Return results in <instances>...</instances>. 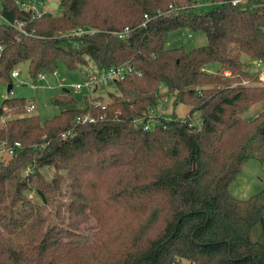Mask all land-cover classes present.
<instances>
[{
	"label": "trees",
	"instance_id": "trees-1",
	"mask_svg": "<svg viewBox=\"0 0 264 264\" xmlns=\"http://www.w3.org/2000/svg\"><path fill=\"white\" fill-rule=\"evenodd\" d=\"M20 2L0 0V82L10 85L20 63L35 84L87 57L98 72L128 64L132 73L110 83L108 103L84 97L77 107L70 91L55 94L61 111L44 121L23 98L2 101L0 145L19 148L0 160V264H264V189L230 194L245 162L264 165V110L242 118L264 102V0L244 10L229 0H59V16L40 17ZM206 2L207 12L190 8ZM87 27L96 32L65 36ZM125 28L124 39L111 34ZM176 30L201 31L207 44L169 49ZM162 88L190 111L145 129ZM259 226L263 241H253Z\"/></svg>",
	"mask_w": 264,
	"mask_h": 264
},
{
	"label": "rangeland",
	"instance_id": "rangeland-1",
	"mask_svg": "<svg viewBox=\"0 0 264 264\" xmlns=\"http://www.w3.org/2000/svg\"><path fill=\"white\" fill-rule=\"evenodd\" d=\"M53 2H59V0H48ZM47 1L45 0V5ZM45 7V6H44ZM1 8V5H0ZM211 5L205 4L203 6L197 7V13H204L211 9ZM48 8L45 7V10ZM53 16H59L61 11L60 9L52 10ZM0 22L2 19L0 17ZM207 44L206 36L203 32H191L188 30H176L172 31L167 36L166 47L169 49L173 48H183L185 51L196 49ZM87 65L79 66L75 71L66 70L61 64L57 66L55 71L57 72V78L52 75V73H44L43 80H34L28 75V63H20L14 69L13 72L17 73V77L11 78V89L10 92L7 91V84L0 82V105L2 101L6 98H23L26 103L34 104L35 110L29 113V115H37L40 121L48 120L55 115L59 114L61 109L53 106L50 103V98L55 94H59L63 89L70 91L74 98L77 101V107H82L83 98L89 97L94 99L96 97H101V104L108 103L110 99L108 98L109 94H115L116 88L113 84L109 85H98L96 88L83 87L84 80L88 75L96 76L97 70L90 58H86ZM240 60L242 63L248 66V70L252 73L260 69L256 64L255 66L250 63V59L241 55ZM219 69L218 64H211L207 67V70L214 73ZM61 78L63 82H61ZM81 85L82 88L76 89L75 85ZM160 101L157 109H154L150 112L149 116V125L152 126L155 123L156 117H169L172 114H175L178 118L182 119L189 113L190 108L183 104H177L174 106L175 92L168 93L165 89H160ZM262 110H264V102L255 104L245 113H243L242 118L244 120H251L256 115H258ZM26 113V112H25ZM14 118L11 115L3 117L1 121ZM199 122L198 114L195 113L193 116L192 124ZM8 155L4 151H0V160H7ZM43 176L50 180L53 175L52 168H43L40 170ZM27 173H30L31 170L27 169ZM68 182L63 184V189H67ZM264 189V165L260 164L255 160H248L243 165L240 174L234 180L230 186V194L239 200H245L250 196L258 194ZM26 197L33 203H39L38 198L33 191H28ZM60 202L65 203L66 198H61ZM62 208V207H61ZM54 212V209H49ZM90 234V230H84L80 232L81 237L86 238ZM76 236V241H81L82 238ZM253 241H263V231L261 226H259L251 236ZM83 241V240H82Z\"/></svg>",
	"mask_w": 264,
	"mask_h": 264
},
{
	"label": "built area",
	"instance_id": "built-area-1",
	"mask_svg": "<svg viewBox=\"0 0 264 264\" xmlns=\"http://www.w3.org/2000/svg\"><path fill=\"white\" fill-rule=\"evenodd\" d=\"M47 3L45 5V0H21L20 2V6L21 8L25 9V10H29L32 12L34 17H40L42 14L52 11L54 10L52 8V4L51 1L46 0ZM210 4L211 7L214 6V3H210V2H206V3H199L197 5H193L190 8H194L196 9L197 7L203 6L205 4ZM230 5L237 7L241 10L246 9V7L249 4V0H229ZM47 7L48 9L45 10V7ZM180 9H185V8H180ZM145 18H147V16H144ZM12 26H14L15 28H18L19 31H21V24H10ZM96 32V30L91 29L89 27L87 28H79L76 30H73L69 33H67L65 36H73V37H81L83 35H92ZM129 30L127 28L123 29L122 31L119 32H113L111 33L113 36H116L120 39H124L127 35H128ZM2 48L0 47V52H1ZM258 67H260V65L257 63L256 64ZM52 75L54 77L57 76V72L54 70L53 72H51ZM132 73V68L128 65V64H123L120 65L118 67H114L111 68L107 71H101L96 73V76L94 75H88L86 76L85 80H84V84L83 87H91L94 86V88H96L98 85H109L110 83L114 82V81H120L123 80L125 76L130 75ZM11 77L15 78L17 77V73L16 72H12L11 73ZM44 76L42 74H40L38 76V80H43ZM259 81L264 85V67L261 69L260 75H259ZM63 82V80L61 81ZM76 89H80L82 88L81 85L77 84L74 86ZM99 105V104H97ZM35 110V105L30 103L26 106V114L31 113L32 111ZM92 119L90 117H84L83 119H77V122H91ZM145 129H149L150 125L146 124ZM19 148V144L15 143L13 145V147H10L8 149L4 148V145L1 144L0 145V151H4L7 153V155H12L14 153L15 150H17Z\"/></svg>",
	"mask_w": 264,
	"mask_h": 264
},
{
	"label": "water",
	"instance_id": "water-1",
	"mask_svg": "<svg viewBox=\"0 0 264 264\" xmlns=\"http://www.w3.org/2000/svg\"><path fill=\"white\" fill-rule=\"evenodd\" d=\"M57 7H58V6H57L56 3H54V5L52 6L53 9H57ZM10 89H11V85H8V86H7V91L10 92ZM62 91H63L64 93H66L68 90L63 89Z\"/></svg>",
	"mask_w": 264,
	"mask_h": 264
},
{
	"label": "crops",
	"instance_id": "crops-1",
	"mask_svg": "<svg viewBox=\"0 0 264 264\" xmlns=\"http://www.w3.org/2000/svg\"><path fill=\"white\" fill-rule=\"evenodd\" d=\"M53 3V4H52ZM54 3H56V2H53V1H51V6H53L54 5ZM57 4V3H56ZM57 76H58V74H57ZM57 76H56V78H57ZM63 79L61 78V80L60 81H62Z\"/></svg>",
	"mask_w": 264,
	"mask_h": 264
}]
</instances>
